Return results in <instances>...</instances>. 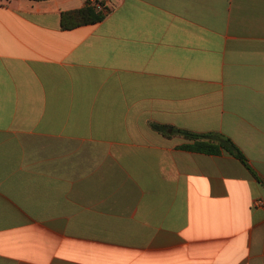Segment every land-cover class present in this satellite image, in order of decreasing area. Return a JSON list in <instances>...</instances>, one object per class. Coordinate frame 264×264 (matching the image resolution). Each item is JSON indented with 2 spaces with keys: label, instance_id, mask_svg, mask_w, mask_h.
<instances>
[{
  "label": "crops",
  "instance_id": "crops-1",
  "mask_svg": "<svg viewBox=\"0 0 264 264\" xmlns=\"http://www.w3.org/2000/svg\"><path fill=\"white\" fill-rule=\"evenodd\" d=\"M0 264H264V0H0Z\"/></svg>",
  "mask_w": 264,
  "mask_h": 264
},
{
  "label": "trees",
  "instance_id": "trees-1",
  "mask_svg": "<svg viewBox=\"0 0 264 264\" xmlns=\"http://www.w3.org/2000/svg\"><path fill=\"white\" fill-rule=\"evenodd\" d=\"M102 4V2L99 3L101 8L103 6ZM98 6L97 1L94 3L87 2L85 6L81 8L62 12L60 15L61 29L70 30L80 26L95 24L102 21L106 14L103 11L105 9H100L98 8ZM152 127L162 135H168V128L166 126L155 124L152 125ZM172 131L173 134L177 133L181 135L188 142L186 144H183L181 146V149L207 155H219L225 152L238 159L243 165H245L250 170L245 156L242 154L240 149L233 143V141L226 135L221 134L219 132L199 134L186 130L172 129ZM252 174L254 175L253 172Z\"/></svg>",
  "mask_w": 264,
  "mask_h": 264
},
{
  "label": "built area",
  "instance_id": "built-area-1",
  "mask_svg": "<svg viewBox=\"0 0 264 264\" xmlns=\"http://www.w3.org/2000/svg\"><path fill=\"white\" fill-rule=\"evenodd\" d=\"M98 8H101L100 5L98 6ZM254 204H255L256 206H258V205H260V201L257 200V201H255Z\"/></svg>",
  "mask_w": 264,
  "mask_h": 264
}]
</instances>
